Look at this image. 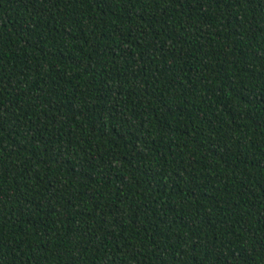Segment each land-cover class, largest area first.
I'll return each instance as SVG.
<instances>
[{
	"label": "trees",
	"instance_id": "1",
	"mask_svg": "<svg viewBox=\"0 0 264 264\" xmlns=\"http://www.w3.org/2000/svg\"><path fill=\"white\" fill-rule=\"evenodd\" d=\"M0 264H264V0H0Z\"/></svg>",
	"mask_w": 264,
	"mask_h": 264
}]
</instances>
